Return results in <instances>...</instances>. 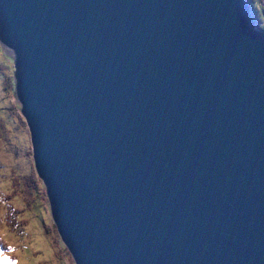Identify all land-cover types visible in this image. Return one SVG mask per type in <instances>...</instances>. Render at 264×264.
Returning a JSON list of instances; mask_svg holds the SVG:
<instances>
[{"label":"water","instance_id":"water-1","mask_svg":"<svg viewBox=\"0 0 264 264\" xmlns=\"http://www.w3.org/2000/svg\"><path fill=\"white\" fill-rule=\"evenodd\" d=\"M246 0H0L35 174L74 264H264V29Z\"/></svg>","mask_w":264,"mask_h":264},{"label":"rangeland","instance_id":"rangeland-1","mask_svg":"<svg viewBox=\"0 0 264 264\" xmlns=\"http://www.w3.org/2000/svg\"><path fill=\"white\" fill-rule=\"evenodd\" d=\"M264 29V0H248ZM12 57L0 44V252L15 264H74L53 225L13 93Z\"/></svg>","mask_w":264,"mask_h":264},{"label":"snow or ice","instance_id":"snow-or-ice-1","mask_svg":"<svg viewBox=\"0 0 264 264\" xmlns=\"http://www.w3.org/2000/svg\"><path fill=\"white\" fill-rule=\"evenodd\" d=\"M0 264H15V262H9L3 252H0Z\"/></svg>","mask_w":264,"mask_h":264},{"label":"trees","instance_id":"trees-1","mask_svg":"<svg viewBox=\"0 0 264 264\" xmlns=\"http://www.w3.org/2000/svg\"><path fill=\"white\" fill-rule=\"evenodd\" d=\"M246 3H247V4H248V6H249V4H250V3L248 2V0H246ZM39 180H40V179H39ZM40 181H41V180H40ZM0 242H1V241H0Z\"/></svg>","mask_w":264,"mask_h":264},{"label":"bare ground","instance_id":"bare-ground-1","mask_svg":"<svg viewBox=\"0 0 264 264\" xmlns=\"http://www.w3.org/2000/svg\"><path fill=\"white\" fill-rule=\"evenodd\" d=\"M23 117V116H22ZM40 179V178H39Z\"/></svg>","mask_w":264,"mask_h":264}]
</instances>
